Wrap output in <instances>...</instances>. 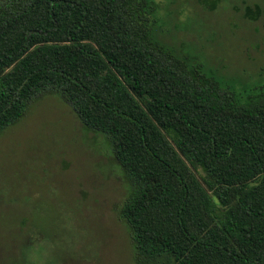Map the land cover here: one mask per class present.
<instances>
[{
  "label": "trees",
  "instance_id": "trees-1",
  "mask_svg": "<svg viewBox=\"0 0 264 264\" xmlns=\"http://www.w3.org/2000/svg\"><path fill=\"white\" fill-rule=\"evenodd\" d=\"M157 8L0 1V134L52 92L129 180L136 264H264V94L171 49Z\"/></svg>",
  "mask_w": 264,
  "mask_h": 264
},
{
  "label": "rangeland",
  "instance_id": "rangeland-1",
  "mask_svg": "<svg viewBox=\"0 0 264 264\" xmlns=\"http://www.w3.org/2000/svg\"><path fill=\"white\" fill-rule=\"evenodd\" d=\"M155 1L171 49L243 94H264V0ZM129 193L104 136L58 95L40 94L0 134V264H136L119 216Z\"/></svg>",
  "mask_w": 264,
  "mask_h": 264
}]
</instances>
